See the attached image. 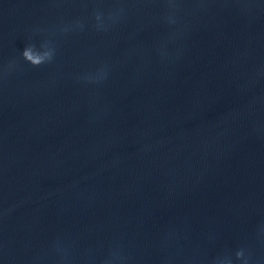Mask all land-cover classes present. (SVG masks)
<instances>
[{"label":"clouds","instance_id":"obj_1","mask_svg":"<svg viewBox=\"0 0 264 264\" xmlns=\"http://www.w3.org/2000/svg\"><path fill=\"white\" fill-rule=\"evenodd\" d=\"M22 57L29 62L32 66L38 67L41 64L50 61L52 58V52L50 50H38L34 45L25 47L22 51ZM243 255L241 251L236 253L237 258Z\"/></svg>","mask_w":264,"mask_h":264}]
</instances>
